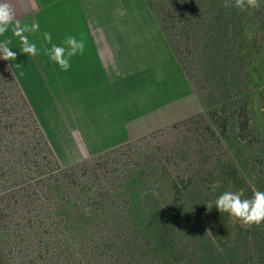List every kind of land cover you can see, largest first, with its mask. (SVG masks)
<instances>
[{
    "label": "trees",
    "instance_id": "16d2710c",
    "mask_svg": "<svg viewBox=\"0 0 264 264\" xmlns=\"http://www.w3.org/2000/svg\"><path fill=\"white\" fill-rule=\"evenodd\" d=\"M259 2L242 12L225 8L224 0H166L172 25L163 28L207 108L176 123L189 133L171 163L152 143L129 162L120 147L83 165V178L78 168H66L57 185L44 132L29 117L30 134L22 132L11 112L15 98L5 100L0 87V264H264V222L248 226L215 206L225 191L242 198L264 191V131L254 120L256 106L264 118ZM166 160L171 171H153ZM153 176L156 200L130 203L145 189L141 180Z\"/></svg>",
    "mask_w": 264,
    "mask_h": 264
},
{
    "label": "crops",
    "instance_id": "0c3cea01",
    "mask_svg": "<svg viewBox=\"0 0 264 264\" xmlns=\"http://www.w3.org/2000/svg\"><path fill=\"white\" fill-rule=\"evenodd\" d=\"M38 55L20 51L8 61L59 160L64 164L114 149L134 138L186 119L201 110L197 93L168 44L148 0H10ZM83 40V55L63 71L45 51ZM19 65V66H17ZM41 113V114H39ZM49 125V131L47 126Z\"/></svg>",
    "mask_w": 264,
    "mask_h": 264
},
{
    "label": "rangeland",
    "instance_id": "374dc122",
    "mask_svg": "<svg viewBox=\"0 0 264 264\" xmlns=\"http://www.w3.org/2000/svg\"><path fill=\"white\" fill-rule=\"evenodd\" d=\"M166 0H148V3H149V6L150 8L152 9L155 17L157 18L158 20V23L160 25V27L162 28L165 36H166V39H167V42L168 44L173 48V50L175 51V43H174V40L173 38L171 37L170 33L168 31H166L164 28H163V25H169L171 26L172 23H171V19L170 17L167 15V12H166V4H165ZM179 61H180V58L177 54V52L175 51ZM4 60V59H3ZM0 76L2 75L3 79H4V83L2 82L0 87L4 88L5 89V92L7 94V98L5 100H13L15 98V102H14V105L16 107V111L13 112V110H11V112L13 113V115H15V117L18 119V120H21V127H22V132H28V129L29 127H27L29 124L27 120L24 119L29 117V118H33L36 120L37 122V125L39 126V128L41 127L40 124H39V121L37 120L36 118V115L34 113V110L31 106V104L29 103V100L27 99V96L24 94L20 84L18 83L17 81V85L14 87H11L8 85V71H11L10 67H9V64L7 62V60H4V64L2 65V60L0 59ZM181 63V62H180ZM182 66V65H181ZM183 68V66H182ZM184 70V69H183ZM185 71V70H184ZM12 75H13V72L11 71ZM185 74L187 76V71H185ZM14 77V76H13ZM189 82L191 83V85L193 86V88L195 89L196 93H197V96H198V99H199V102L201 104V110L192 115V116H196L198 115L199 113H205L207 114V108L201 103V100H200V97L198 95V92L194 86V84L192 83V81L190 80L189 76H187ZM8 85V86H7ZM5 86V87H4ZM41 114V113H39ZM190 116V117H192ZM188 117V118H190ZM186 118V119H188ZM204 119V117H202ZM185 119L181 120V121H178L176 123H181L182 121H184ZM254 120H255V124L261 129L264 131V118L261 114V111L259 110V108L256 106V111H255V116H254ZM25 121L27 123H25ZM176 123H173V124H170L168 126H164V127H161V128H158V129H155L151 132H149L148 134H145L143 136H140V137H137V138H134L128 142H125L124 144H121L120 146H117L116 148L114 149H118L121 147L122 151L125 152V154L127 156L124 155V158H123V161L124 162H129L130 161V158L134 155V153L137 152V150H139V147H148V145H151V143L154 145V146H158L160 147V151L165 154L166 156L170 157V163L171 162H174V159L173 157H177V160H179V157H181V155L178 157L177 155V148H179L181 146V143L183 142V140L181 139V137L189 132H186L187 131V126H183L181 124H178L176 125ZM45 125L47 126L48 128V131H49V125L47 123H45ZM34 126V125H33ZM31 129H32V125H31ZM42 128H40L41 130ZM39 130V131H40ZM37 133H39L38 129H36ZM43 131V130H42ZM30 134V133H29ZM33 138H35L34 135H32ZM38 136V134H36V137ZM47 139V138H46ZM47 143L49 145V148L51 147L48 140H47ZM132 143L134 144V148L130 151L127 149V146ZM138 148V149H137ZM149 148V147H148ZM52 150V153L54 155V158L56 160V163L54 164V169L55 170V174L56 176L54 177V183L57 184V185H60V184H64L62 180H60V177H62V175H59L61 174L62 172H64V170H66V168H69V167H76L78 168V171H80L82 168H84L83 165H85L87 162H90L92 159L94 158H97L99 156H101V154L107 152V151H111L113 149H110V150H107L103 153H100V154H97V155H93L91 157H88V158H82L76 162H72L70 164H64L62 163L59 158L56 156L55 152L53 151V149L51 148ZM141 150V149H140ZM160 163V162H159ZM167 163H169V161L166 160V162L164 163L163 162V165L160 163V165L162 166H158V167H154L153 171L154 170H165L164 169V166H167L166 170H169L171 171V167L170 165H168ZM92 165V164H91ZM169 166V168H168ZM84 171L81 170L79 172V177L82 175L81 173H83ZM84 176H81V178H83ZM154 176L152 177V179H149L148 181H142V188H145L144 190H139L137 192V194H135L136 196L134 197H129V201H131L130 203H134V204H141L143 206H146L148 203H153V201L156 200V196H153V195H150V190L149 189V186L151 185V183H153V180H154ZM63 197V198H62ZM124 200H127L128 198H125L123 197ZM61 200L63 201H59V204L60 206H65V204H67V202L65 201V193L62 192L61 193ZM94 199H90V201L88 200L87 202H84L82 205L85 207V205H89L91 204V201L93 202ZM113 201L115 202H118L119 200L118 199H113ZM63 204V205H62ZM52 209H48L47 214L49 213V216H53V218L57 219L53 214L52 212H50ZM50 213L52 215H50ZM80 214V213H78Z\"/></svg>",
    "mask_w": 264,
    "mask_h": 264
},
{
    "label": "clouds",
    "instance_id": "9594fccd",
    "mask_svg": "<svg viewBox=\"0 0 264 264\" xmlns=\"http://www.w3.org/2000/svg\"><path fill=\"white\" fill-rule=\"evenodd\" d=\"M233 6L243 12L248 9H258L260 2L259 0H224L225 8ZM9 28H11L13 35L19 38L21 43L20 51L22 53L31 57L38 55L36 44L31 42L25 33L38 32L39 23L33 22L30 25H22L20 20L16 18V12L10 0H0V36L8 32ZM43 40L51 44V48L45 51L50 56V59L58 64L63 71H67L70 68L71 57L78 53L81 55L84 53V41H78L74 36H69L65 39L64 45L66 47L52 43V35L47 31L43 33ZM11 42V39L0 41V59L10 62L17 59V53L9 47ZM207 205L209 210H211L213 205L210 203ZM215 206L221 213H228L231 217L248 226L253 224L259 226L264 222V191H254L251 198H242V193L240 192L225 191L217 197Z\"/></svg>",
    "mask_w": 264,
    "mask_h": 264
}]
</instances>
